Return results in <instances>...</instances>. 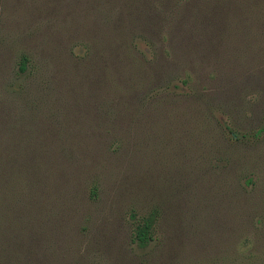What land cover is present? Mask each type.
<instances>
[{
  "label": "rangeland",
  "instance_id": "1",
  "mask_svg": "<svg viewBox=\"0 0 264 264\" xmlns=\"http://www.w3.org/2000/svg\"><path fill=\"white\" fill-rule=\"evenodd\" d=\"M0 264H264V0H0Z\"/></svg>",
  "mask_w": 264,
  "mask_h": 264
},
{
  "label": "trees",
  "instance_id": "2",
  "mask_svg": "<svg viewBox=\"0 0 264 264\" xmlns=\"http://www.w3.org/2000/svg\"><path fill=\"white\" fill-rule=\"evenodd\" d=\"M154 218H146L143 224H140L136 229V241L141 247H146L150 244L153 236L151 228L153 226Z\"/></svg>",
  "mask_w": 264,
  "mask_h": 264
}]
</instances>
